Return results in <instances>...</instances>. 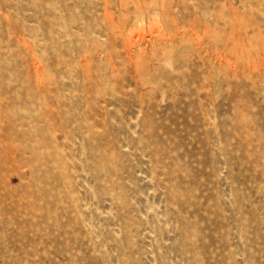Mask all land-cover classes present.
<instances>
[{
    "label": "rangeland",
    "instance_id": "rangeland-1",
    "mask_svg": "<svg viewBox=\"0 0 264 264\" xmlns=\"http://www.w3.org/2000/svg\"><path fill=\"white\" fill-rule=\"evenodd\" d=\"M0 264H264V0H0Z\"/></svg>",
    "mask_w": 264,
    "mask_h": 264
},
{
    "label": "bare ground",
    "instance_id": "bare-ground-1",
    "mask_svg": "<svg viewBox=\"0 0 264 264\" xmlns=\"http://www.w3.org/2000/svg\"><path fill=\"white\" fill-rule=\"evenodd\" d=\"M124 31V30H123ZM188 31V30H187ZM198 31V30H197ZM179 33V32H178ZM200 33V32H199ZM202 46H203V44H202ZM129 51V50H128ZM133 51V50H132ZM230 55V54H229ZM232 56V55H231ZM230 58V57H229Z\"/></svg>",
    "mask_w": 264,
    "mask_h": 264
}]
</instances>
